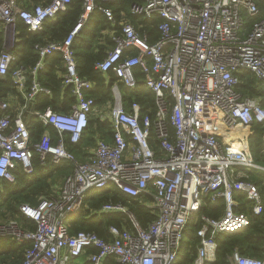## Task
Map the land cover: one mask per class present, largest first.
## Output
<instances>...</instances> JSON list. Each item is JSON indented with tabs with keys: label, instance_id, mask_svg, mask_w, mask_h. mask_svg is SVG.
<instances>
[{
	"label": "built area",
	"instance_id": "obj_1",
	"mask_svg": "<svg viewBox=\"0 0 264 264\" xmlns=\"http://www.w3.org/2000/svg\"><path fill=\"white\" fill-rule=\"evenodd\" d=\"M119 1L81 0V12L67 35L60 41L36 42V63L12 70L11 82L21 92L22 102L0 94V180L15 182L17 169L32 173L34 153L42 163L50 155L53 163L72 164L54 195L40 198L35 205L19 206L35 222L33 229L15 219L0 223V238L31 242L21 264H69L88 247L97 249L86 256L91 264H104L110 255L113 264H176L185 232L202 203L221 199L224 209L218 217H199L193 264H206L215 261L221 234L242 230L252 217L264 213L263 192L246 172H264V163L254 161L249 146L250 126L264 121V107L258 97L239 89L240 71L264 81V16L258 17L259 2L264 0H130L129 14L137 18L136 25L123 11L115 15ZM70 3L0 0L4 32L0 78L18 59L16 21L21 20L29 31H41L47 19L66 11ZM96 11L109 22L101 33L112 45L105 48L95 68L103 75L112 71L116 77L112 106L110 102L96 106L87 94L94 85L78 74L73 48ZM244 14L254 18L249 29ZM155 16L161 19L160 35L150 42L148 34L140 32L143 23L138 20ZM55 54L61 57L62 70L57 71L61 88H69L74 100L66 112L51 107L36 110L37 96L51 94L37 74L45 58ZM135 67L155 94L153 118L149 113L140 115L136 101L129 109L122 103L118 82L133 88ZM31 116L56 130L55 141L47 129L32 141ZM93 118L108 122L111 140L97 135L95 145L80 160L67 149L65 136L79 142ZM110 184L132 197H151L142 199V204L154 210L153 219L141 226L124 203H105L95 212L124 213L131 220L130 228L109 226L110 239L93 231L71 234V217L84 208L88 193ZM236 192L249 202V213L238 210ZM224 264H264V255L256 258L235 249Z\"/></svg>",
	"mask_w": 264,
	"mask_h": 264
},
{
	"label": "trees",
	"instance_id": "obj_2",
	"mask_svg": "<svg viewBox=\"0 0 264 264\" xmlns=\"http://www.w3.org/2000/svg\"><path fill=\"white\" fill-rule=\"evenodd\" d=\"M28 3V0H23ZM42 0H34L38 3ZM130 0H120L114 6L115 15L119 16L124 12L132 23L136 25V17L129 14ZM81 0H71L68 9L59 13L54 19H47L44 22L41 31L32 32L23 24L21 20L16 21V29L19 32V43L15 48L17 61L12 65L4 78H0V94L6 96L15 89L11 82V73L14 68L19 66L32 67L38 60V54L34 49L36 42L60 41L68 33L69 29L76 22L81 12ZM261 12L258 17L264 16L263 2H259ZM244 26L249 29L253 17L247 14L243 15ZM160 18L155 16L152 19H139L143 23L140 27L141 33L148 34V40L154 42L158 39L160 32L157 25ZM109 22L99 12H94L88 27L83 29L81 34L73 43L75 57L77 60V71L80 77L93 82V88L87 91V94L94 99L96 106H105L111 103L112 84L116 77L112 71L103 75L95 68V64L104 56L105 48L112 45V41L100 33L108 28ZM4 32L0 27V50L3 48ZM104 40V43H100ZM62 70L61 57L59 54L47 56L43 68L37 74V80L51 91L50 95L40 93L36 98L35 109L43 111L46 107H51L54 111L66 112L68 104L74 99L71 96L70 89L62 90L61 81L58 78L57 71ZM136 85L128 88L125 84L118 82V89L123 105L129 109L131 103L136 101L140 104V115L149 113L153 118L157 109L155 94L145 84V76L139 67L134 68ZM242 80L239 89L244 95L258 97L261 105L264 107V81L256 79L247 71H240ZM31 77H27L29 85ZM28 127L32 141H36L47 129L51 133L54 141L57 132L52 126H45L36 116L28 119ZM251 135L249 146L254 161L264 163V121L253 122L250 126ZM113 129L110 128L107 121H100L97 118L90 120L88 127L84 131L82 138L77 143L70 142L68 136H65V145L69 151L80 159L84 160L87 150L95 145L97 134L106 141L111 140ZM33 171L30 174L24 173L21 169L16 170L15 182L0 180V216L8 215L18 221L23 227L33 229L35 222L25 216L19 209L21 204L35 205L40 198H47L55 194L57 190L53 189V183L56 177H64L71 169L72 164L64 161L60 164L53 163L50 155H47L44 163L40 161L39 154L34 153L32 157ZM249 179L255 182L262 190L264 195V172L254 169H246ZM235 196L239 201L240 211L249 213L250 204L244 196L236 192ZM142 199H151L149 196L142 198L129 196L114 185L110 184L98 191L90 192L85 200V206L78 213L71 217L69 232L76 233L79 230L93 231L104 239H110L108 228L111 225L124 226L130 228L131 220L124 213H102L97 211L105 203H124L132 211L134 217L141 226H146L154 217V210L143 206ZM224 209L223 200L219 199L214 203L204 201L197 213L196 219L192 221L187 230L188 241L183 244V250L176 264H193L196 247L199 238L196 231L200 225L199 217L207 214L218 217ZM31 246V242L25 240L21 243L14 241L12 237L5 236L0 238V264H21L24 259V252ZM264 213L260 216L251 218L248 227L231 233H223L218 237L216 250V259L206 264H224L226 256L237 249L241 254L261 258L264 255ZM95 247H88L86 253L79 257L83 258L81 263L71 260L69 264H91L86 256L96 252ZM113 257L108 256L104 264H113Z\"/></svg>",
	"mask_w": 264,
	"mask_h": 264
},
{
	"label": "rangeland",
	"instance_id": "obj_3",
	"mask_svg": "<svg viewBox=\"0 0 264 264\" xmlns=\"http://www.w3.org/2000/svg\"><path fill=\"white\" fill-rule=\"evenodd\" d=\"M33 2H34V0H32ZM101 33V32H100ZM102 34V33H101ZM13 97L14 96H16L17 98H14V101L15 100H17V103H21L22 102V98H21V96H22V94H21V92L20 91H17L16 89L12 92V93H10ZM112 96H113V94H112ZM113 103H114V99L112 100V102H111V106L113 105ZM103 110V112H107V110H108V107L107 108H103L102 109ZM87 152H88V150H87ZM86 156V155H85ZM62 181H63V177L61 176V177H56L55 178V181H54V183H53V189H55V190H58L59 189V187H60V185H61V183H62ZM146 201H149L150 199H145ZM10 220H14V218H11V217H9L8 215H2V216H0V223H4V222H8V221H10ZM188 241V236H187V233L185 232V235H184V239H183V243H186ZM75 260V262L76 263H81L82 261H83V258L82 257H78V258H75L74 259Z\"/></svg>",
	"mask_w": 264,
	"mask_h": 264
},
{
	"label": "crops",
	"instance_id": "obj_4",
	"mask_svg": "<svg viewBox=\"0 0 264 264\" xmlns=\"http://www.w3.org/2000/svg\"><path fill=\"white\" fill-rule=\"evenodd\" d=\"M88 25H89V24H88ZM88 25H87V27H88ZM87 27H86V28H87ZM97 135H98V134H97ZM98 136H99V135H98ZM96 137H97V136H96ZM90 149H91V148H90ZM90 149H89V150H90ZM89 150H88V152H89ZM88 152H87V153H88Z\"/></svg>",
	"mask_w": 264,
	"mask_h": 264
}]
</instances>
